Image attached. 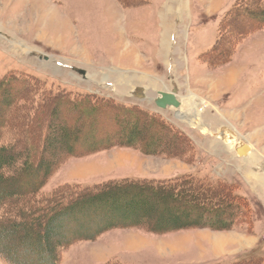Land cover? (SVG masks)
I'll use <instances>...</instances> for the list:
<instances>
[{
  "label": "rangeland",
  "instance_id": "1",
  "mask_svg": "<svg viewBox=\"0 0 264 264\" xmlns=\"http://www.w3.org/2000/svg\"><path fill=\"white\" fill-rule=\"evenodd\" d=\"M259 6L264 0H0V145L13 146L15 153L25 150L30 164L20 177L22 198L0 203V226L11 221L13 209L28 203L24 196L35 183L42 182L28 200L40 206L55 192L185 176L224 185L237 199L226 197L223 208L162 204L138 185L112 197L122 198V204L144 196L152 209L148 218L140 226H116L94 236L108 219L127 223L132 217L105 212L100 204L77 206L70 215L60 210L51 231L60 240L78 239L56 250V264H264V18ZM174 87L180 103L196 99L194 123L182 119L179 110L154 106L156 92ZM82 97L92 100L85 106L94 112L79 111L75 104ZM122 107L158 118L180 137L139 118L137 144L146 153L122 144L132 133V117ZM196 121L205 130L195 127ZM96 133L108 147L89 152ZM241 143L251 147L246 159L233 152ZM53 161L52 173L42 177L44 165ZM21 164L4 170V177L18 180ZM71 193L61 202L63 209L75 199ZM233 205L239 206L238 216ZM171 216L202 217L208 224L236 218L224 229L154 231ZM28 218L20 233L0 235V252L16 263L46 264L45 242L36 238L44 233L42 221L35 226ZM0 264L9 263L0 256Z\"/></svg>",
  "mask_w": 264,
  "mask_h": 264
},
{
  "label": "trees",
  "instance_id": "2",
  "mask_svg": "<svg viewBox=\"0 0 264 264\" xmlns=\"http://www.w3.org/2000/svg\"><path fill=\"white\" fill-rule=\"evenodd\" d=\"M258 15L262 16L264 18V7L259 6V9H257ZM261 22H264V19H262ZM253 28V27H252ZM216 48V47H215ZM214 48V49H215ZM83 99L79 102L80 104H75L81 108H79V111H87V112H94L91 110V106H85L86 100H89L88 97H82ZM59 100L55 101L54 104L52 103V109L56 108L58 105ZM70 104V103H69ZM72 104V103H71ZM74 106V105H73ZM75 107V106H74ZM122 113H127L128 115H131L132 121L129 122V124L132 126V133L129 135L128 139L120 140L122 144H127L132 147H135L136 145L139 146L137 141L140 139L141 135V129H139V123L137 119H141L143 121L146 120V122H149L150 124H154L160 129H163L165 133L173 134L178 139L180 137V134L178 132H174L171 128L166 126L164 123L162 124L159 119L154 118V116H148L147 114L138 111L135 108H124L121 109ZM80 116H82V113H79ZM145 119V120H144ZM145 124V122H144ZM42 128V127H41ZM130 131V132H131ZM42 132H45V130H42ZM62 133V136L66 135L64 131H60ZM1 133V130H0ZM92 134V132L90 133ZM88 134L89 136H91ZM94 136H91L94 140L93 144L89 146L90 151L89 152H95L98 151L97 147H101L102 149H105L108 147L107 145L103 146L102 144L106 143L102 135H99L96 133L93 134ZM44 136V134H43ZM182 136V135H181ZM187 141V139L185 138ZM109 145L112 144V142L108 143ZM31 147V146H30ZM140 149V152L146 153V147L143 146V149L139 146L136 147ZM156 149V148H155ZM148 150V149H147ZM171 151H174V149L171 148ZM70 156H73L74 151L68 152ZM148 154H156L158 153V150H155V152H147ZM24 161V164L22 163ZM20 162L21 165H23L24 170H20L19 173H17L18 180H11L10 178L4 177V170L13 169L15 164ZM55 165V161L46 163L44 165V169L42 172V177L46 178L48 177L52 171L53 167ZM30 164H29V154L24 150L21 152H14L13 146H4L0 145V203L2 201H8L10 199L19 200L22 198L20 193V177L24 174L25 171H29ZM41 177V178H42ZM190 177H177L174 179L166 180V181H134L125 179L120 182H113L111 184H105L100 187H96L94 189H84L78 193H67L63 192L62 194H59L55 192L52 194L48 200L41 202L42 204L35 205L33 203L30 205L28 198L31 197V193H33L34 190H37L41 183H35L31 186V193H28L25 195L24 199H26L28 203L21 206V208L13 209V214L10 215V222L2 223L0 226V235H7L9 236L12 234V232H18L20 233V230L25 228V220H28L30 216H32V221L34 222V225L38 223V221H42L41 224L42 227H44V233L43 234H36V238L40 242H45V247L43 250L46 252L48 251L49 257L47 258L46 264H56V250L58 248L63 247L66 245L67 242H72L75 239H78L77 236L71 237L70 239L63 238L62 240L58 239L55 230L51 231V226L61 218L60 210L67 211L66 214L73 213L76 210V207H80L84 205L85 207H91L93 204H100L103 206V210L109 211L110 213H116L117 211H120L121 214L127 217H132V219L129 220L127 223H114L112 219H108L102 227H99L97 231L91 234V236L97 235L99 231H102L103 229L108 228H114L116 226L127 228V227H136L140 226V222L144 219H147L148 216L151 214V205L150 202L145 200L142 195H134V200H123L122 204H118L117 197L112 196H118L121 195L123 197L125 194L123 191H127L129 189H134L138 185L143 187V189H146L149 191V193L153 196L158 197V199L161 201L162 204H168V203H175V202H181L183 204H188L190 206L197 204L198 202L200 204H203L200 206V209H203L204 206H222L226 204L228 197L229 201H235L237 199L236 196H232V194L229 192V188L224 185H218L216 187L211 186L209 183L205 181H198L195 178ZM12 181V182H11ZM10 182V184H9ZM207 183V184H206ZM206 184V185H205ZM105 189V191L103 190ZM224 192L227 194L224 195ZM74 195L75 199L72 200V202H69L68 204H64V208H62L61 202L66 198L68 194ZM229 193L231 195H229ZM87 198V199H86ZM111 198V199H110ZM86 199V200H85ZM83 200V201H82ZM105 200V201H102ZM108 200V201H107ZM103 202V203H100ZM31 202V201H30ZM38 204V203H37ZM59 206V207H58ZM75 208V209H74ZM233 209L238 211L237 216L239 214V206H232ZM221 209H219L218 213H220ZM25 211L28 212L29 215H26ZM61 211V212H62ZM69 211V212H68ZM244 211V209H243ZM39 213H43L44 215L42 217H39ZM241 214V213H240ZM70 215V214H68ZM234 215L236 216V213L234 212ZM242 215V214H241ZM35 216V217H34ZM37 216V217H36ZM48 216V218H47ZM243 216V215H242ZM47 218V219H46ZM140 218V220H139ZM236 217H233L231 222H227V224H221L219 222H215L212 224L208 223H202V217H198L196 220L191 221L189 219L181 221L182 219L179 217H169L167 218L165 224L166 225H160L159 227H154L155 232H168L173 230H181L186 228H194L199 227L201 225L204 226H211L214 228H227L230 223L232 225L234 224L233 220H235ZM20 219L22 221H20ZM37 220V222H35ZM44 220H47V222H43ZM228 225V226H227ZM36 226V225H35ZM180 227V228H178ZM59 228V227H58ZM28 229V228H27ZM63 228L60 227V230ZM54 232V233H53ZM58 232V231H57ZM0 256L5 259L9 264H29V263H16L13 259L6 258L2 252H0Z\"/></svg>",
  "mask_w": 264,
  "mask_h": 264
},
{
  "label": "bare ground",
  "instance_id": "3",
  "mask_svg": "<svg viewBox=\"0 0 264 264\" xmlns=\"http://www.w3.org/2000/svg\"><path fill=\"white\" fill-rule=\"evenodd\" d=\"M166 47H167V49H168V44H167V42H166ZM159 92H165V91H159ZM171 92V90L169 91V92H166V93H170ZM156 97V96H155ZM176 100H178V97H177V94H176ZM178 102L180 103V101L178 100ZM196 106H197V104H196V99L194 98V97H190L189 96V98L188 99H185V104H182V103H180V106H179V108L177 109V110H179V112H180V114H181V118L182 119H187V118H190L191 116H195V115H198L197 114V111L196 112H194V110L195 109H198V108H196ZM194 112V113H193ZM200 114V113H199ZM193 118V117H192ZM190 118V119H187V120H189L190 122H192V123H194L192 120L193 119H195V118ZM192 119V120H191ZM198 120V119H197ZM200 121V120H199ZM197 122V125L195 126V127H197V128H199V129H204L205 130V128H204V126H202V124H201V122H198V121H196ZM243 145H246V146H248V151L247 152H245V154L243 155V156H238V154H237V150L239 149V148H241ZM233 152H234V154L238 157V158H240V159H246L247 157H248V154L251 152V147H250V145L249 144H247V143H241V144H238V146L237 147H234L233 148ZM216 246H218V244H216Z\"/></svg>",
  "mask_w": 264,
  "mask_h": 264
},
{
  "label": "water",
  "instance_id": "4",
  "mask_svg": "<svg viewBox=\"0 0 264 264\" xmlns=\"http://www.w3.org/2000/svg\"><path fill=\"white\" fill-rule=\"evenodd\" d=\"M78 72V71H77ZM81 75H84V72H78ZM178 89L174 87L170 93L166 92H156V97L153 100L154 106L159 110H165L166 108L178 109L180 103L176 100V94ZM248 146L243 145L237 150L238 156H243L245 152L248 151Z\"/></svg>",
  "mask_w": 264,
  "mask_h": 264
},
{
  "label": "crops",
  "instance_id": "5",
  "mask_svg": "<svg viewBox=\"0 0 264 264\" xmlns=\"http://www.w3.org/2000/svg\"><path fill=\"white\" fill-rule=\"evenodd\" d=\"M169 50V49H168Z\"/></svg>",
  "mask_w": 264,
  "mask_h": 264
}]
</instances>
